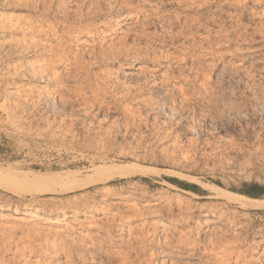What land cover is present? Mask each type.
<instances>
[{"label":"rangeland","instance_id":"374dc122","mask_svg":"<svg viewBox=\"0 0 264 264\" xmlns=\"http://www.w3.org/2000/svg\"><path fill=\"white\" fill-rule=\"evenodd\" d=\"M0 181V264H264V0H0Z\"/></svg>","mask_w":264,"mask_h":264},{"label":"bare ground","instance_id":"6f19581e","mask_svg":"<svg viewBox=\"0 0 264 264\" xmlns=\"http://www.w3.org/2000/svg\"><path fill=\"white\" fill-rule=\"evenodd\" d=\"M113 171H114V169H113ZM151 172H152L151 169H148V168H145V167H130V168L128 167V168L117 169L116 171L111 173L108 176V178H111L113 176L124 177V176H132V175H137V174L146 175V174H149ZM20 177H22L25 181L28 180L30 183H39L43 179L42 176H38V175L30 176V178L26 177V175H20ZM92 182H94V178L91 177V176H87V177L83 178L82 180H78L77 179V180H74V181L70 182V184H68L67 186L63 187V189H65V190L77 189V188L83 187V186H85L87 184H90ZM5 183H6V181H0V185H2L4 187H6ZM61 189H62V187H61ZM52 192H54V191H52Z\"/></svg>","mask_w":264,"mask_h":264},{"label":"trees","instance_id":"16d2710c","mask_svg":"<svg viewBox=\"0 0 264 264\" xmlns=\"http://www.w3.org/2000/svg\"><path fill=\"white\" fill-rule=\"evenodd\" d=\"M169 181L178 183L175 179L173 178H168ZM185 186L186 189H191V190H196L194 186L190 185H183ZM240 193H243L249 197L252 198H259L261 196H264V184L263 185H258V184H246L245 188L242 190H238Z\"/></svg>","mask_w":264,"mask_h":264}]
</instances>
